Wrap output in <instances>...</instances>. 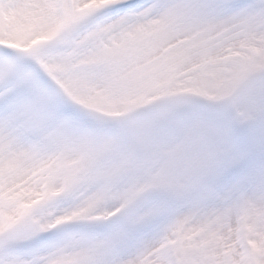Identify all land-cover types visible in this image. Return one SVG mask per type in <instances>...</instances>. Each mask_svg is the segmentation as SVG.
Instances as JSON below:
<instances>
[{"label":"snow or ice","instance_id":"6c2138e0","mask_svg":"<svg viewBox=\"0 0 264 264\" xmlns=\"http://www.w3.org/2000/svg\"><path fill=\"white\" fill-rule=\"evenodd\" d=\"M0 264H264V0H0Z\"/></svg>","mask_w":264,"mask_h":264}]
</instances>
